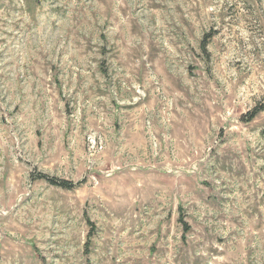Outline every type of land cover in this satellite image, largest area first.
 <instances>
[{
  "label": "rangeland",
  "instance_id": "obj_1",
  "mask_svg": "<svg viewBox=\"0 0 264 264\" xmlns=\"http://www.w3.org/2000/svg\"><path fill=\"white\" fill-rule=\"evenodd\" d=\"M0 264H264V0H0Z\"/></svg>",
  "mask_w": 264,
  "mask_h": 264
},
{
  "label": "trees",
  "instance_id": "obj_2",
  "mask_svg": "<svg viewBox=\"0 0 264 264\" xmlns=\"http://www.w3.org/2000/svg\"><path fill=\"white\" fill-rule=\"evenodd\" d=\"M61 188H64V189H67V188H69V186H71V185H69L68 183H61L60 185H59Z\"/></svg>",
  "mask_w": 264,
  "mask_h": 264
}]
</instances>
